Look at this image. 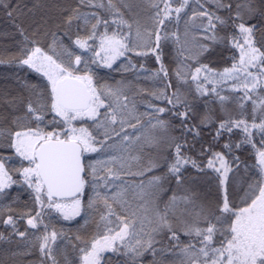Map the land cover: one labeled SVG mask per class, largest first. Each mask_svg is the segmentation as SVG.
I'll return each mask as SVG.
<instances>
[{
  "label": "trees",
  "instance_id": "obj_1",
  "mask_svg": "<svg viewBox=\"0 0 264 264\" xmlns=\"http://www.w3.org/2000/svg\"><path fill=\"white\" fill-rule=\"evenodd\" d=\"M32 1H36L37 5L32 6ZM112 3L114 7H109V0H91V3L88 0L84 3L80 0H0V60L4 61L0 63V160L14 181L0 191V264H9L6 259L9 253L8 246L18 245L21 241H28L29 248H31L30 245H35L34 249H30L32 256L23 260L24 264H51V262L53 264H82L80 249L85 247L86 242L90 246L93 238L103 237L107 228L116 230V225H119L118 218L129 219L130 212L138 209L139 200L134 199L133 196L134 192L139 191L137 186L141 183L148 185L152 177L157 176L164 177L160 181L163 189L161 187L159 195L154 193L158 187L148 189L151 192L148 199L156 196L163 204V210L173 195L189 196L192 202L180 201L176 215L170 214L169 219L179 236V247L193 244L198 249L201 245L194 234L189 236L183 229L187 227L190 220L206 229L209 222H215V215L220 214L218 205L222 203L223 190L219 184V174L207 167L208 160L213 158V154L223 155L230 168L227 191L230 201L236 208L245 206L241 203L245 190L260 177L259 169L256 167L257 152L262 150L264 131L250 129L251 142H246L247 134L242 126L234 127L232 132L224 130L219 137H217V129L222 121L245 120L250 126L254 122L259 124L264 120V107L260 104V101L264 100V78H261L257 89L250 93L252 99L244 98L245 74L243 70L238 72L239 79L236 77L230 83L213 84L208 80L205 81L203 71L199 74L198 80L192 79L196 68L202 65H207L216 73L223 72L226 68L232 69L234 63L239 65L240 51L233 46L231 36L238 35V28L234 27V24L241 21L235 19V13L237 5L244 4L245 0H188L179 18L177 19V14L173 11L170 20L164 26L156 25L152 20L158 8L165 7L163 0H112ZM180 3L181 0H171V7L175 9L180 6ZM138 4L146 6L145 12L152 20L150 38L153 40L152 43L150 41L149 47L156 46V27L162 28L160 33L162 37L165 32L169 34L175 32L179 36V44L175 43V37L162 39L160 42L161 62L167 69V76L158 71L161 62H157L155 54L149 50V47L141 51L147 53L146 55H139L140 51L135 50L136 48L132 50L130 47L132 41L128 34L134 31L137 19L136 9L139 12ZM221 4L225 6L221 7ZM30 6L32 13L28 12ZM253 7L257 9L255 14H250L244 7H241L239 11L246 26L256 25L255 46L264 52V15L261 14L264 13V0H254ZM74 9L78 11L74 12ZM117 10L127 23H118L120 16ZM194 11L214 13L226 21L225 24L217 22L216 40L209 39L213 33L206 30L205 26L208 24L206 17L197 15L190 19ZM9 12L12 14L9 15ZM85 13L89 16L87 24L83 18H75L77 14L83 17ZM69 16L74 17L70 23L67 22ZM96 18L101 20V23L97 25L96 35L87 40L88 48H81L75 41L77 38L84 39L92 36L91 25L96 23ZM104 21H107V26L103 23ZM21 28L24 30V36H27L29 40H37L38 46L58 63H63L65 66L70 63L72 68L77 69L76 75L86 73L92 75L93 86L97 89L101 91H106L107 87L114 88V90L119 89L127 97L128 109L125 110L127 122L121 128L123 130H118V126L111 130L108 140L104 139L94 121L87 117L74 120L72 126L88 128L98 141H105L107 151L100 154L85 153L86 162L108 159L112 156L121 160L120 157L126 154L131 157L123 161L122 169L119 163L110 165L121 172V178L115 182L116 186L105 188L101 181L98 189L101 196L108 197L120 189H127L126 199L132 205L128 211L109 199L116 215L101 220L102 215L107 216V209L102 200L96 198L93 207H88L89 197H94L91 185L86 186L85 194L80 197V214L71 219H65L54 208H46L37 203L36 192L29 184L27 185L23 176V169L30 167V164L9 146L12 142L10 134L37 127V122L25 115L27 103L29 100H35L30 86L36 85L37 91H44L46 94H50L51 89L47 78L42 73L18 62L23 58L21 48L25 45L24 36L20 33ZM105 32L108 35L119 32L126 37L124 42L131 49L126 51L124 56H118L112 60L111 67L99 62L98 59L101 58L96 54L101 44L100 37ZM221 37L223 39H220ZM27 47L31 50L33 45L28 43ZM76 56L81 57L80 64L76 63ZM13 58L16 59L13 60ZM178 70L181 73L180 76L177 75ZM249 70L254 74L257 72V69ZM232 83L233 87L230 86ZM197 84L201 85L200 91L197 90ZM176 91L180 93L183 101L176 107H173L167 98H157L162 92L165 97L170 98ZM221 96L228 97V99L221 102L219 99ZM253 100L256 101L255 113H253ZM186 106L191 110L182 125V118L176 113L184 112ZM158 108H165L166 111L156 112L155 109ZM254 115L255 121L253 120ZM157 119L165 121L166 126L161 128L157 125L153 128L152 125L157 124ZM50 121L55 122L49 123ZM39 127L48 132L61 131L66 129L67 125L55 113L48 110L44 114L43 121L39 123ZM189 128L193 130L189 131ZM164 129L170 132L171 137H168L167 143L164 139L162 140L163 146L159 148L160 155H162L160 164L151 168L150 171H145L149 168L148 162L152 161L150 159H153L155 152H153V147L145 144L144 139L146 138L138 137L136 133L143 130L150 135L152 130L163 132ZM197 132L199 135H196ZM116 133L120 135L117 136ZM124 136L130 139L125 141ZM115 144H117L116 148L113 146ZM176 144H183V153L196 161L198 165L194 167L189 162L182 167L180 173L182 183L180 184L177 183L175 176L165 175L169 164L174 160ZM226 144L230 145V148H226ZM238 144L239 147H237ZM96 147L99 148L100 145L97 144ZM216 166L219 167L218 161ZM139 172L143 175L135 174ZM98 175H104V173L98 172ZM181 209L184 210L183 214H181ZM201 210L203 214L197 216L196 213ZM38 211L42 213L39 219L43 223H38L37 228H32L28 220ZM208 213H214V215H210L208 221H205L204 215ZM9 217H12L14 224L4 223V219ZM143 227L147 228V226ZM45 231L49 235L53 231L58 234L55 242L49 241L52 243V258L42 254L39 248L42 241L37 238L42 237ZM21 232L25 233L23 237L19 235ZM170 236L171 233L166 228L156 234L157 243L154 247L157 251L155 255L152 251H145L137 259L136 264H179L184 259L179 249L174 250L175 254L160 251L162 248H171L177 243L169 241ZM222 239L223 236L217 233V242L214 246L218 247ZM100 264H129V262L122 251L105 250L100 254Z\"/></svg>",
  "mask_w": 264,
  "mask_h": 264
},
{
  "label": "snow or ice",
  "instance_id": "obj_2",
  "mask_svg": "<svg viewBox=\"0 0 264 264\" xmlns=\"http://www.w3.org/2000/svg\"><path fill=\"white\" fill-rule=\"evenodd\" d=\"M80 2L84 3L85 0H80ZM88 2L91 3V0H88ZM253 2L254 0H245L244 4H238L237 12L235 13V19L241 22L234 24V27L238 28V35L231 36V40L233 46L240 51L239 65L234 63L232 69L226 68L224 73L219 74L221 76L227 75L230 78L232 72L238 73L243 70L245 74V83L243 85L245 99H252L250 93L257 89L261 78H264V52H261L260 48L255 46L256 41L254 40L256 25L246 26L244 18L239 11L241 7H244L250 14H255L257 9L253 7ZM163 3L165 7L163 9L158 8L155 16L152 18L153 23L160 26L166 25L173 11L177 14L178 19L179 14L188 4V0H181L180 6L175 9L171 7V0H163ZM220 6L224 7L225 5L221 4ZM109 7H114L112 0H109ZM228 7L230 9V5ZM73 11L77 12L78 10L74 9ZM11 14L9 12V15ZM117 14L120 16L119 24L127 23L118 10ZM261 14L264 15V13ZM197 15L207 18L208 24L205 26L206 30L213 33L209 39L216 40L215 30L217 22L219 24H225L226 21L214 13L207 11L200 13L194 11L193 16ZM73 18L69 16L67 22L70 23ZM75 18H83L85 24L89 22L87 13L83 14V17L77 14ZM100 23L101 20L96 18V23L91 25L92 36L84 39L77 38L75 43L81 48H88L87 40L92 39L96 35V28ZM103 23L107 26V21ZM128 26L131 28L130 24ZM155 31L156 46L154 48L149 47L150 39L145 41L144 46L149 47V50L155 54L157 62H161V40L175 37V43L179 44L180 39L175 32L171 34L165 32L162 37L160 34L162 31L161 27H156ZM20 33L24 36V30L22 28L20 29ZM151 34V32H147L149 38ZM137 35H139V31ZM125 39L126 37H123L119 32H113L111 35L105 32L101 35V50L112 53L110 58L107 56L103 58L107 67L112 66V60H115L118 56H124L126 51L131 50L128 44L124 42ZM220 39H223V37ZM24 41L25 45L21 48L23 58L19 59L18 62L22 65H27L38 73H42L47 78L51 91L50 94H46L44 91H37L36 85L30 86L35 95V100H29L26 105L27 111L25 115L26 117L34 119L37 122V127L35 129L30 128L27 131H17L14 134H10L12 136V142L9 146L14 148L16 153L30 164V167L23 169V176L29 186L35 189L37 203L42 206L44 205L43 197L46 193L48 200L47 207L61 212L65 219H71L80 214V197L85 194L86 186L91 185L95 198L93 196L89 197L88 207H93L96 198L102 200L104 207L107 209V216L102 215L101 220L116 215L113 204L109 203V199L114 203L120 204L125 211H128L132 205L126 199L127 189H120L114 192L111 197L101 196L98 190L101 186V181H103V187L105 188L116 186L115 182L121 178V172L110 165L119 163L122 169L124 167L123 161L112 156L108 159H97L86 162L85 153L100 154L107 151L105 141H98L88 128H76L72 126L74 120L87 117L94 121L98 129L105 128V140H108V126L115 125L118 121L121 124L127 122L125 118V110L128 109L127 97H124L123 101H121V91L119 89L113 90L110 87H107L106 91L97 89L93 86L92 75L87 73L84 75H76L75 72L77 69L72 68L70 63L67 66L63 63H58L56 59H53L51 55H48L38 46L39 42L37 40H29L27 36H24ZM28 43L33 45L31 50L27 47ZM138 54L146 55L147 53L141 52ZM97 56H99V53H97ZM15 59L13 58V60ZM75 61L77 64H80L81 57L76 56ZM3 62L0 60V63ZM93 63H95V60H93ZM85 64H87V61H85ZM249 69H257V72L254 74ZM158 71L163 72L167 76V69L162 62ZM202 71L207 73L212 72L207 65H202L196 68L192 79L194 81L198 80L199 74ZM177 75H181L179 70L177 71ZM204 79L207 81L208 76L205 75ZM237 79H239L238 76ZM249 79L252 81L251 84L248 83ZM101 87L105 88L106 86ZM200 89L201 85L197 84V90L200 91ZM213 91L216 90L213 89ZM110 97H115V103H105ZM162 97L167 98L173 107L183 103L178 91L174 92L170 98L165 97L163 92L157 98ZM219 99L223 102L228 97L221 96ZM260 104L264 107V100H261ZM253 105V113H255V100H253ZM101 108L107 109L103 113L104 118L102 120L100 119L99 112ZM48 110L55 113L57 117H60L64 124L67 125V128L61 131L48 132L40 128L39 123L43 121L44 114ZM190 110V107L186 106L184 112L176 113L177 116L182 118V125L187 119ZM155 111L163 113L166 109L158 108ZM255 119L256 117L254 115L253 120L255 121ZM54 122L50 121L49 123ZM157 125L163 128L166 126V122L157 119V124L152 125V127L155 128ZM241 126L247 134L246 142H251L250 137L252 133L250 129L264 131V120L259 124L254 122L250 126L245 120L222 121L217 129V137L224 130L232 132L234 127L240 128ZM132 127H135V125H132ZM188 130L192 131L193 129L189 128ZM116 135L119 136L120 133H116ZM196 135H199V133L197 132ZM129 139L128 136H124L125 141ZM97 144L100 145L99 148L96 147ZM183 147V144H176L174 160L169 164L168 172L165 174L175 176L178 184L182 183L180 173L185 164L191 162L194 167H198L196 161L191 160L183 153ZM225 147L230 148V145L226 144ZM237 147H239V144ZM217 161L219 162V167L216 166ZM149 163L150 167L146 168L145 171H150L151 168L156 167L155 163L151 161ZM207 167L219 174V184L223 190V199L222 203L218 205L220 214L215 215L214 223L209 222L206 229L193 225H188L183 229L185 234L189 236L194 234L201 245L198 249L193 244L179 247V236L176 230L173 229L169 216L170 214L176 215L180 201L185 203H191L192 201L189 196L177 197L173 195L169 202L165 204L163 210H154L155 219L149 221L150 224L154 225L150 232L143 233V226H141L140 230H137L136 221L139 209H133L130 212L131 219L118 218L120 225H122V227L117 225L119 228L118 231L107 228L106 234L103 237H97L91 240L90 247L86 242L85 247L80 249V252L83 253L81 257L82 264H100V254L105 250L113 252L122 251V254L128 258L129 264H136L137 259L145 251H152L155 255L157 250L154 244L157 241L154 239L153 234L162 232L165 228L171 233L169 241H176L177 243L172 245L171 248H162L160 251L161 253L168 251L175 254L174 250L179 249V253L184 257L179 264H264V141H262V150L257 152L256 167L259 169L260 177L245 190L244 196L241 198V203L245 205L244 207H234L232 201L229 199L227 181L230 168L224 156L220 153H214L213 158L208 160ZM98 172H103L104 175H98ZM135 174L143 175L142 172ZM163 178L161 176L152 177L147 186L141 183L137 186L139 191L133 193L134 199L143 200L146 195H151L148 189L159 187L160 181ZM11 183H14V181L8 175L4 163L0 160V191H3ZM58 201H70V203H61ZM140 207L142 208L143 205ZM68 209L71 211H67ZM180 211L183 214L184 210L181 209ZM202 214L203 210L196 213L197 216ZM41 215V212H36V215L28 220V224L32 228H37L38 223H43L39 219ZM210 215H214V213L204 215L205 221H208ZM229 219L230 223H228ZM4 223L14 224V221L12 217H9ZM141 225H143L142 220ZM45 229H47V225H45ZM217 233H220L223 239L219 241V246L215 247ZM19 235L23 237L25 233L21 232ZM57 236L58 234L55 231L50 235L45 231L42 237L37 238L42 241L39 245L42 254H46L49 258H52V243L49 241L55 242ZM144 236H147V239H144Z\"/></svg>",
  "mask_w": 264,
  "mask_h": 264
},
{
  "label": "rangeland",
  "instance_id": "obj_3",
  "mask_svg": "<svg viewBox=\"0 0 264 264\" xmlns=\"http://www.w3.org/2000/svg\"><path fill=\"white\" fill-rule=\"evenodd\" d=\"M210 1H214V0H210ZM31 4H32V6H36L37 5L36 1H32ZM138 5H139L138 6L139 12H138V9H136V18L137 19L135 21V28H134V31H132L131 33L128 34V37L132 41V44L130 46L131 49L134 50L136 48L135 50L141 52V51L146 50V47L144 46L145 45V41H148L150 39V41L152 43L153 39L149 38V36L147 35V32H151L152 33L151 30H152L153 24H152V20L150 19V16L145 12L146 6L143 7L141 4H138ZM140 8H141V10H140ZM142 8H144V9L142 10ZM28 9H29L28 12L32 13V7L30 6ZM35 15H37V14H35ZM35 15H33V16L35 17ZM193 17L194 16H192L190 19H192ZM138 31H139V35H137ZM100 45L98 47V50H97L96 54L99 53V56L102 59V60L98 59L99 62L104 63V59L103 58L106 57V56L110 58L112 53L111 52H105V51L101 50ZM203 73H204V75L208 76V81L213 83V84H217V83L218 84H222V83H226V82L230 83L238 76L237 72H232L230 74V78L227 75H225V76L219 75L221 73H224V71L216 73L215 71L212 70L211 73H207V72H204V71H203ZM248 83L249 84L252 83L251 79H249ZM230 86L233 87L234 84L232 83V84H230ZM113 90H114V88H113ZM124 97H126V96L123 93H121V101H123ZM109 102L115 103V97H110L108 100L105 101V103H109ZM106 111H107L106 108L99 109L100 119L101 120L104 118L103 117V113L106 112ZM117 126L119 128L118 130H123L121 128H123L124 124H121L118 121L115 125L108 126V133L107 134L111 133L112 132L111 130L115 129V127H117ZM99 131H101V134H102V136L105 139V135H104L105 128H99ZM162 133H163V135H162ZM136 135L138 137L146 138V139H144L145 144H147L150 147H153V149H154L153 152H155V153L153 154V159H150V160H152L151 162L155 163L156 165H159L160 164V160L162 158V155H160V152H159L160 151L159 148L163 146V144H162V140L163 139H164V142L167 143L168 137H171L170 132L168 130L166 131L165 129H164L163 132L162 131L157 132L156 130H152V132H150V135H147L146 131L142 130L140 132H137ZM149 141H151V143H149ZM116 145L117 144H115L113 146H115V148H116L117 147ZM120 158H121L122 161H126L127 158H131V157H128L127 154H126V155H124L123 157H120ZM148 165H149L148 167H150V163L149 162H148ZM27 185H28V183H27ZM145 186H147V185H145ZM161 187L163 189V186L160 183L158 189L154 190V193L159 195L161 193V191H160ZM31 188L35 191V189L33 187H31ZM148 196L149 195H146L143 198V200H139V204H138L139 212L137 214L136 223H140V224H136V228H137V230H140L141 226H147V228L143 227V233L150 232L151 228L154 226L153 224L149 223L150 220H154L155 219L154 210L155 209L162 210V208H163V204H161V202L158 201L156 196H154V198L150 197L149 199H148ZM43 201H44V205L43 206L48 208L47 207L48 200H47L46 193H45V195L43 197ZM58 202L70 203V201H58ZM145 202H147L148 205ZM141 205H143L142 208L140 207ZM67 211L70 212L71 210L68 209ZM63 217H64V215H63ZM129 219H131V217ZM6 220H8V219L7 218L4 219V221H6ZM141 220L143 221V225H141ZM188 225L198 226V224L196 222H193L192 220H190L188 222L187 226ZM119 226L122 227V225H120V223H119ZM118 230H119V228L117 227V229L114 230V231H118ZM143 233H142V235H143ZM159 233H161V232H159ZM159 233L153 234L154 235V239H157L156 238V234H159ZM145 239H147V236H145ZM8 247H9V250H8L9 253H8V256H7L6 259L8 260L9 264H24L25 262L23 260H26L27 257L32 256V250H30V249L31 248L34 249L35 245L32 244V245H30L31 248H29L28 247V241L27 242L21 241V242L18 243V245L17 244H11ZM82 255H83V253H81V257H82ZM51 264H53V262H51Z\"/></svg>",
  "mask_w": 264,
  "mask_h": 264
}]
</instances>
